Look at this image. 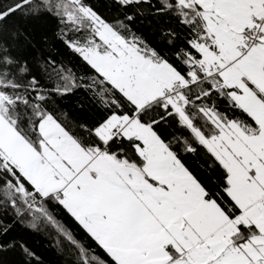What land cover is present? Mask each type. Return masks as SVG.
Here are the masks:
<instances>
[{
	"label": "snow or ice",
	"instance_id": "obj_1",
	"mask_svg": "<svg viewBox=\"0 0 264 264\" xmlns=\"http://www.w3.org/2000/svg\"><path fill=\"white\" fill-rule=\"evenodd\" d=\"M0 264H264V0H0Z\"/></svg>",
	"mask_w": 264,
	"mask_h": 264
},
{
	"label": "trees",
	"instance_id": "obj_2",
	"mask_svg": "<svg viewBox=\"0 0 264 264\" xmlns=\"http://www.w3.org/2000/svg\"><path fill=\"white\" fill-rule=\"evenodd\" d=\"M30 243L35 244L37 247H41L45 243V241L42 236H35L31 238Z\"/></svg>",
	"mask_w": 264,
	"mask_h": 264
}]
</instances>
